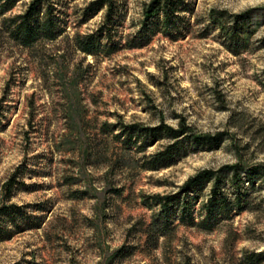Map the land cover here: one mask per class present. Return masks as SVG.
Here are the masks:
<instances>
[{
  "label": "rangeland",
  "instance_id": "obj_1",
  "mask_svg": "<svg viewBox=\"0 0 264 264\" xmlns=\"http://www.w3.org/2000/svg\"><path fill=\"white\" fill-rule=\"evenodd\" d=\"M32 1L0 13V264H264V179L244 175L238 205L228 178L210 218L211 182L181 204L204 169L264 166V0H183L150 20L153 0H116L110 19L97 0H50L40 15L63 30L25 47L8 19ZM183 121L215 140L132 127ZM170 145L174 163L151 169ZM177 193L161 215L153 196ZM158 217L171 224L151 240Z\"/></svg>",
  "mask_w": 264,
  "mask_h": 264
},
{
  "label": "trees",
  "instance_id": "obj_2",
  "mask_svg": "<svg viewBox=\"0 0 264 264\" xmlns=\"http://www.w3.org/2000/svg\"><path fill=\"white\" fill-rule=\"evenodd\" d=\"M17 1L18 0H0V13L3 14L10 11L16 5ZM50 2V0H33L24 13L8 19L12 24L10 26L11 36L18 44L25 47H33L43 39L54 40L58 35L57 30H63L60 27H56L57 23L56 21L54 22V18L46 19L42 18L40 15L41 6L44 4H50ZM183 2V0H153L149 5H147L145 9V20L154 19L161 14L164 15L165 19H168V17L174 15L179 10V7L181 4H183ZM95 4H97L98 7L107 8V16L109 19L113 14L116 13L118 8L116 0H97ZM49 14L51 16V12H49ZM77 42L79 48L83 52L88 54L95 53V44L90 39V37L84 38L79 36ZM132 127L135 129V132H137L138 135L145 133L149 134L154 139L161 135H166L167 137L175 140H179L180 138H192L193 140L202 141L205 143H212V141L215 140V138L211 136H196L192 132V127L185 121L181 123L179 128H175L164 122L156 127L151 128L142 129L138 125H133ZM174 150L175 147L170 145L164 150L159 151L157 154L151 157L149 161V167L151 169H158L173 164L175 161L173 158L175 156ZM244 175L252 184L258 180L262 181L264 179V166L256 165L253 167H246L241 164H235L226 165L219 170L204 169L200 171L196 176L189 178L183 186L182 197H184V199L181 201L183 209H188V193L191 190L203 185L204 183L211 182L213 183L212 193L205 204V209L209 218L213 215H217L220 210L228 207L229 202L226 200V194L222 191L228 178H230L229 180L233 184V188L238 194L235 196V203L241 205L242 196L240 194L244 186ZM180 193L167 196H153V199L163 208L161 215L168 213L172 204L176 201H179ZM160 220L162 221V219L158 217L157 221H155L158 223H153L152 225V229H154V231L156 229V233L149 230V232H151V240L153 237L157 238V235L159 234L166 235V231L169 229L168 226L171 224V219L166 217L161 223ZM203 222L205 221H202L200 225H204ZM247 262L254 264L255 261L247 258Z\"/></svg>",
  "mask_w": 264,
  "mask_h": 264
}]
</instances>
